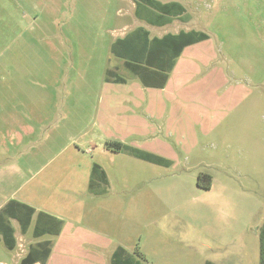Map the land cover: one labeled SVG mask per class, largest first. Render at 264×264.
Here are the masks:
<instances>
[{
  "label": "rangeland",
  "instance_id": "obj_1",
  "mask_svg": "<svg viewBox=\"0 0 264 264\" xmlns=\"http://www.w3.org/2000/svg\"><path fill=\"white\" fill-rule=\"evenodd\" d=\"M179 1L191 21L162 27L136 0H0V203L20 187L17 198L35 191L36 216L64 217L60 237L28 226L27 239L54 245L45 264H110L120 245L130 264L260 263L264 0ZM139 26L151 39L180 26L209 38L170 71L156 62L153 86L141 78L152 66L111 51ZM110 137L125 147L106 149ZM94 162L110 180L98 197ZM18 253L0 239V264Z\"/></svg>",
  "mask_w": 264,
  "mask_h": 264
},
{
  "label": "trees",
  "instance_id": "obj_2",
  "mask_svg": "<svg viewBox=\"0 0 264 264\" xmlns=\"http://www.w3.org/2000/svg\"><path fill=\"white\" fill-rule=\"evenodd\" d=\"M136 15L144 17L143 12H150V16L156 17L154 12L158 13L156 17V22L164 25L167 23L170 17L178 16H189L186 7L178 1H172L163 3L160 0H136ZM145 7V8H144ZM144 8V9H142ZM166 16V19H165ZM209 34L202 30L192 29L189 31L181 30L179 33H167L162 37H154L151 39L150 31L143 26H139L129 32L124 36L117 37L111 44L112 53L119 58L127 59L129 61L144 63L151 68L146 69L141 74L142 80L148 84L156 86L160 83L159 74L160 71L157 69H152L159 61V67L166 71H170L174 65L175 59L182 53L183 49L191 44L197 43L204 39H208ZM108 75L114 80H120V77L116 78V72L114 69L108 68ZM105 147L111 151H121L125 144L119 140H109L106 141ZM137 155L141 158L147 159L155 163H167L168 161L160 155L154 153H149L143 150L135 148ZM102 173L104 180L107 181L106 173L102 169L101 165L95 163L93 165L92 177L96 178L98 174ZM213 183V178L209 174H201L198 178L197 184L203 188H211ZM24 205V204H22ZM28 212H25L24 216L21 218L24 230L30 224L31 215L34 213L35 209L33 207L27 206ZM46 214L45 212L40 213ZM1 215V214H0ZM49 215V214H48ZM54 218V216L49 215ZM57 220V227L60 230L62 225V220ZM53 227V226H52ZM39 224L35 226V235L39 236L45 233ZM58 233V232H57ZM35 249V248H33ZM30 252L22 259V264H33L36 260L41 259V264H45L52 247L46 246L41 253L38 255L34 251ZM136 253L140 257H144V254L140 251L139 247L136 248ZM131 258L127 256V249L123 246H118L113 253L111 264H130ZM135 264H141L137 261ZM264 264V222L260 231V263Z\"/></svg>",
  "mask_w": 264,
  "mask_h": 264
},
{
  "label": "crops",
  "instance_id": "obj_3",
  "mask_svg": "<svg viewBox=\"0 0 264 264\" xmlns=\"http://www.w3.org/2000/svg\"><path fill=\"white\" fill-rule=\"evenodd\" d=\"M160 1L163 3L172 2V1L181 2L179 0H160ZM182 4L186 7V5L184 3H182ZM136 8H137V5L135 3V6H134L135 11H136ZM144 8H142V9H144ZM186 9H187V7H186ZM186 12H188V9ZM170 18H169V20H167V23L162 25V27L166 26L167 24H170V23H172V24L175 23L176 26H179L180 24H187L192 19V17L190 19L189 16H185V15L184 16H178V17H170ZM192 29H196V28L193 27V28L187 29L185 27L180 26L178 28V30H175L172 32L179 33L181 30L189 31ZM166 33H164V34H166ZM164 34H161L159 37H162ZM190 46L188 45L187 48ZM110 138H113L112 140L122 141V140L115 138V137H110ZM122 142L125 144L124 141H122ZM95 163H97V162H94V164ZM98 164H100V163H98ZM93 165H92L91 172L89 174L90 180L88 183V187H89L88 192L90 191V189H93L94 196L98 197L101 195L103 190H105V188H103V186L100 183H102L104 185H109L110 180H109V176H108L106 169L101 164L100 165H101L102 169L106 173L107 181L104 180V176L102 173L98 174V176L96 178L92 177ZM19 188L20 187L15 189L16 191H13L12 195L8 196V199H4L0 203V214H1L0 215V239L3 240L4 244L6 245V247L8 249L19 251L18 255L21 256L20 264H22V259L33 248H35V249H33V251L35 250L34 252L39 255L41 253V251L46 246L49 245L52 247L51 252L49 254V255H51L52 251L54 250V245L45 244L42 242H35L34 240L27 239V237L25 236V234L27 232H29V230H28V227L26 230H24L21 218L24 216L25 212H28L27 206L34 208V203L31 201L30 198L33 196L35 191L27 190L25 193H23V195L21 197L17 198L13 194H15ZM74 192L76 194H78L79 190L76 189ZM80 196H81V192H80V195H77V198L79 199ZM81 202H82V200H81ZM22 204H24V205H22ZM3 208H5V209L2 211ZM38 209H39V211L37 212L38 213L37 216L35 215V211L31 215L30 223L32 222L33 219H35V226H36V224H39L41 226V228L43 230H46V231L44 234L36 236L35 235V227H34L33 235L37 238L42 237V236L47 235V234H53V235H57V237H60L64 233V229H65L64 217H61V215H59L57 213H53L52 211H45L46 209L44 210L42 207H39ZM42 212H45L46 214H41V217H40V213H42ZM48 214L54 216V218L49 216ZM55 219L62 220V225H61V228L59 231H57L58 230L57 220H55ZM14 220H16L19 223V231L17 230V228L14 225ZM114 251H113V253H114ZM112 256H113V254H112ZM111 261H112V257H111ZM33 264H41V259L36 260L35 263H33Z\"/></svg>",
  "mask_w": 264,
  "mask_h": 264
}]
</instances>
